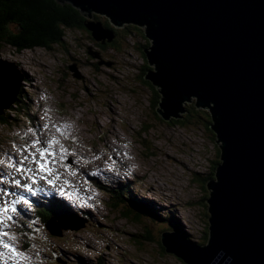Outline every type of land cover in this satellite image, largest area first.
Listing matches in <instances>:
<instances>
[{"label":"rangeland","instance_id":"rangeland-1","mask_svg":"<svg viewBox=\"0 0 264 264\" xmlns=\"http://www.w3.org/2000/svg\"><path fill=\"white\" fill-rule=\"evenodd\" d=\"M97 15L98 19L93 17L88 24L95 26L98 43L85 32L68 31L65 43L55 45L52 51L38 48L16 54L12 47L3 48L0 60L18 63L21 69L30 65L24 71L31 81L26 83L31 98L41 92L44 106L54 119L66 122L67 128L68 124L76 126L78 141L84 148L79 156L85 158L76 162L78 166L92 175L101 173V180H109L108 176L113 180L134 176V180L144 184V190L139 189L137 194L151 193L159 204H154L148 213L127 204L113 208L110 195L86 177V185L80 190H86L84 201L93 215L83 220L71 215L68 209L58 208L57 214L46 211L47 219L52 213L57 222L64 220L58 222L61 226L58 239L51 238L55 253L47 250L39 253V244L34 248L25 244L27 251L23 253L29 257L28 261L13 260L4 251L0 256L2 262L81 264L82 259L86 264H185L163 251L161 235L180 229L191 243L198 244L206 236L211 216L207 200V208L203 203V196L209 191L202 181L213 174L223 143L199 120H193L191 125L168 126L156 119L152 93L143 82L149 81L145 79L148 73L157 74V69L149 63L153 69L142 70L149 67L143 51L151 49L154 41L149 39L152 45L146 47L149 41L133 31L135 25L129 23L124 27L113 23L112 27L109 23L113 34L103 37L106 30L100 21L107 22L110 18ZM127 29L132 32H126ZM140 30L146 32L143 27ZM103 40L107 43L102 47ZM75 62L79 64L77 69L73 66ZM197 100L190 97L185 104L210 114L209 108L195 106ZM27 104L32 110V103ZM181 107L184 109L185 105L181 103ZM12 129L0 125V144L13 134ZM62 139L65 141V137ZM64 170L60 166L55 174L62 178ZM68 171L72 176L78 174V171L71 173V168ZM62 186L70 188L68 184ZM130 193L125 196L136 203L142 201ZM45 201L44 205L42 200L31 203L27 212L19 211L14 222H40L41 207L53 202L50 198Z\"/></svg>","mask_w":264,"mask_h":264},{"label":"water","instance_id":"water-1","mask_svg":"<svg viewBox=\"0 0 264 264\" xmlns=\"http://www.w3.org/2000/svg\"><path fill=\"white\" fill-rule=\"evenodd\" d=\"M57 2L90 19L102 14L117 27L146 29L154 43L144 52L157 74L145 79L163 95L157 111L164 120L186 113L181 103L190 97L211 110L223 143L219 180L208 184L211 242L197 248L177 233H164L166 252L186 264H264V0ZM87 26L98 39L95 26ZM112 34L106 30L103 37ZM18 68L0 60L8 87L0 86V115L17 102L24 81Z\"/></svg>","mask_w":264,"mask_h":264},{"label":"trees","instance_id":"trees-1","mask_svg":"<svg viewBox=\"0 0 264 264\" xmlns=\"http://www.w3.org/2000/svg\"><path fill=\"white\" fill-rule=\"evenodd\" d=\"M94 18L98 19L96 14H94ZM88 20L91 19L84 16L79 8H76L70 3H65L64 5L59 4L57 0H0V51L3 48L5 49L11 47L15 50L16 54H22L26 51H34L38 48L52 51L55 45L65 43L64 39L66 38V33L68 31H78L80 33L85 32L90 38L94 39L98 43L95 35L91 30H89L87 26ZM102 23L104 24L105 30L112 32V28L110 26V24L112 25L111 20ZM132 29L133 31H138L144 37H146V39L149 41L146 47H150L152 45V42L146 36V32L144 34L142 30H140L139 26L135 25ZM132 29H127L126 32H132ZM116 33L119 34V31H116ZM106 43L107 42L104 43L103 41L101 46L103 47V45ZM143 57L146 59L147 64L149 65L148 56L144 51ZM152 69L153 68H150L149 65V67L145 66V69L143 70L149 71ZM140 80L143 82L141 77ZM143 85L152 93L153 103H151V105L153 106V110H155V116L157 120L168 124V126H174L176 123L180 126L191 125L193 124V120H199L200 122L206 124L210 132H212L216 137V132L213 129L215 123L212 119V115L207 114V112L199 109L196 110L194 106H187L185 104L186 113L181 114L180 118H174L169 121L164 120L157 111L162 97L160 89L150 80L143 82ZM17 101L18 102L15 106L11 107L10 109H6L4 113L0 115V125L13 126L22 115H28L30 113L27 101L32 103V100L30 99L28 92L24 89V86L21 87L19 91ZM145 129L147 130L148 127ZM218 150L219 158L214 164L215 168L213 169V174L208 180L205 179L202 181V185L207 187L205 188L206 190L208 189V184L212 182V180L214 182H218L219 180L218 169L223 164V152L221 146ZM111 197L113 208L127 204L128 207L137 209L141 212L148 213L152 210V207H149L148 209L145 204L139 202L136 203L119 191L112 190ZM209 198H211L210 191L209 194L203 196L205 208H207L205 202ZM127 210L130 212L128 208ZM57 212L58 210L56 209L55 213L57 214ZM207 212L210 214L209 207ZM50 218L51 217H49L47 220V223L50 221ZM210 218L211 217H208L209 226L206 231L204 241L202 244H199L201 246H207L211 242ZM175 231L185 237V239L187 238V236L180 232V229ZM187 240L189 239L187 238ZM163 251L166 252L165 249H163ZM179 259L184 262L183 259Z\"/></svg>","mask_w":264,"mask_h":264},{"label":"snow or ice","instance_id":"snow-or-ice-1","mask_svg":"<svg viewBox=\"0 0 264 264\" xmlns=\"http://www.w3.org/2000/svg\"><path fill=\"white\" fill-rule=\"evenodd\" d=\"M47 128V125H45ZM67 128V125L64 126ZM57 131L62 135H65L67 138L66 132L62 131L61 128H57ZM58 141L55 137H52L48 141H43L41 139H36L32 142L31 145H26L24 148L18 149L21 153L27 152L28 154L23 156V160L19 163L14 162L11 158H9L8 166L14 169L16 172H21L28 175V179L32 181V183L37 182V177L40 180H47V177L44 173L49 175H53V169L51 167L53 160H63L66 149L61 146V151L59 154H56L54 145L57 144ZM52 158V159H49ZM25 162H29L36 166L35 169L31 167H26ZM0 163H4V161L0 160ZM2 175V174H0ZM48 184H54L53 180H47ZM12 184L16 188H22L24 191L29 192L35 195V191L31 184L22 183L20 179H13ZM0 247H3L10 254V258L17 261H28L29 257H27L23 252H21L16 246L18 238L15 233L8 231L14 222V217L20 215L18 211L17 205L23 204L26 206H31L30 201L23 195H18L17 193H12L8 190L0 188ZM9 195L15 196L16 199H13L11 202H8L4 199ZM8 241H12L11 243ZM4 253H0V256H3Z\"/></svg>","mask_w":264,"mask_h":264},{"label":"bare ground","instance_id":"bare-ground-1","mask_svg":"<svg viewBox=\"0 0 264 264\" xmlns=\"http://www.w3.org/2000/svg\"><path fill=\"white\" fill-rule=\"evenodd\" d=\"M5 73L6 72H4L3 70H1L0 71V86H2V87H4V88H7L8 89V87H7V82H6V77H5ZM11 74H13L12 72H11ZM15 76H16V73H15ZM0 92H1V89H0ZM172 160V159H171ZM177 160V159H176ZM176 163V162H175ZM118 178V177H117ZM103 180V179H102ZM104 191V190H103ZM43 201L45 202V199H43ZM58 212H59V210H58ZM57 212V213H58ZM65 216H66V214H65Z\"/></svg>","mask_w":264,"mask_h":264},{"label":"clouds","instance_id":"clouds-1","mask_svg":"<svg viewBox=\"0 0 264 264\" xmlns=\"http://www.w3.org/2000/svg\"><path fill=\"white\" fill-rule=\"evenodd\" d=\"M43 209H45V210H48V211H52L50 208H48V207H42ZM65 209H67V208H65ZM70 212H71V215H73V213H72V210H70V209H68ZM60 222H64V220H59ZM60 225V224H59ZM60 229H61V227H59Z\"/></svg>","mask_w":264,"mask_h":264},{"label":"flooded vegetation","instance_id":"flooded-vegetation-1","mask_svg":"<svg viewBox=\"0 0 264 264\" xmlns=\"http://www.w3.org/2000/svg\"><path fill=\"white\" fill-rule=\"evenodd\" d=\"M134 31L136 32V30H134ZM143 69H145V67H144ZM143 69H142V70H143Z\"/></svg>","mask_w":264,"mask_h":264}]
</instances>
